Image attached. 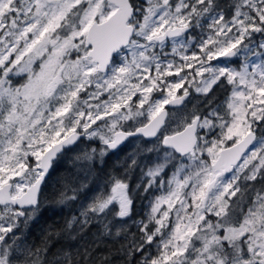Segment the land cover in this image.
Returning <instances> with one entry per match:
<instances>
[{
    "label": "snow or ice",
    "instance_id": "obj_1",
    "mask_svg": "<svg viewBox=\"0 0 264 264\" xmlns=\"http://www.w3.org/2000/svg\"><path fill=\"white\" fill-rule=\"evenodd\" d=\"M256 33L264 0H0V264H264ZM130 137L158 154L145 165L141 190L158 193L146 218L134 219L133 156L65 226L70 239L94 226L115 250L49 260L47 244L22 242L58 153L98 141L78 157L88 168Z\"/></svg>",
    "mask_w": 264,
    "mask_h": 264
},
{
    "label": "trees",
    "instance_id": "obj_2",
    "mask_svg": "<svg viewBox=\"0 0 264 264\" xmlns=\"http://www.w3.org/2000/svg\"><path fill=\"white\" fill-rule=\"evenodd\" d=\"M221 95V93H218ZM121 171L115 164H110L106 156L97 157L94 165V178L97 182L106 184L111 175H121ZM69 169L67 167H59L58 163L49 171L47 177L45 178L44 183L41 186L40 198L43 203L46 204H55L59 206L51 208L49 205L40 210L32 216V221L22 224L20 228V237L24 244L28 246H41L42 244H47L50 248L49 260L57 257L59 253L67 249L72 251L77 248L72 243L80 241L79 237L71 231V235H74V239H70V233L65 230L66 224L72 220L74 216L75 203L74 201H63L59 195L61 191L64 190L65 185L70 181L69 179ZM95 180V179H94ZM88 194V189L85 192ZM138 202L134 206V219H142L139 215L141 207L138 206ZM143 214V210L141 215ZM132 221V220H131ZM128 228L131 232H136V227L134 223L129 225ZM133 222V221H132ZM77 226V225H76ZM75 226V227H76ZM89 235V233H85ZM90 237V236H88ZM83 243L90 242V239H82ZM119 241H113L109 237H95L93 238L92 245L96 244L98 246V251H104L106 249L115 250ZM89 244L80 246L81 251H84L86 248L91 247ZM75 253V252H73Z\"/></svg>",
    "mask_w": 264,
    "mask_h": 264
},
{
    "label": "rangeland",
    "instance_id": "obj_3",
    "mask_svg": "<svg viewBox=\"0 0 264 264\" xmlns=\"http://www.w3.org/2000/svg\"><path fill=\"white\" fill-rule=\"evenodd\" d=\"M252 41H253V43L254 44H257V43H259V42H261V41H264V36H262L261 34H259V33H256V34H254L253 35V37H252ZM256 60H257V62H258V58H256ZM223 63H228L229 61L228 60H224V61H222ZM240 63V58H237L236 60H235V62L231 65V66H237L238 64ZM191 104H189V108H191L192 107V105H194V104H198V103H200L201 102V98L200 97H198L197 95H195V94H193L192 96H191ZM260 134V132H258V135ZM84 144H81L79 147H81V146H83ZM79 152H77V151H73V152H70V153H68L67 155H64V157L63 156H61V158L58 160V161H60V162H62V165H63V163H64V165H65V167H67L68 169H69V180L72 182V184H83L84 185V187H86V186H88V185H90V176H91V173L88 171V173L86 174H82V176L79 174V171L82 169V168H84L83 167V165H82V163H81V161L80 162H75V160L78 158V157H81L82 156V154H83V152L81 151V150H78ZM142 156H144V162H141L140 164H139V167L138 168H136V170H132L131 172H130V177L131 178H134V181H136V182H134L133 184H131V186H130V188L132 189V194H134V193H139L140 194V198H141V201H139L138 203H142V205H143V211H144V213H143V218L142 219H145L146 218V216H147V214H148V212H149V203L154 199V197H155V195H157L158 193H157V191L155 190V189H152V190H149L148 192H144V191H142L141 189L143 188V186H144V182L147 180V177L144 175V172L146 171V168H145V165H151L154 161H156L157 160V156H158V154L157 153H151V154H149V153H144V154H141ZM129 156V158L131 159L133 156H135V155H133V154H129L128 155ZM136 157V156H135ZM98 158H99V156H98ZM137 158V157H136ZM160 158L162 159L163 157L162 156H160ZM77 161V160H76ZM77 164V165H76ZM89 168V167H88ZM89 170V169H88ZM79 176H81V177H79ZM95 180V184H97V185H95L93 188H92V194H94V195H97V193L98 192H100V191H103L104 189H105V187H106V185H107V183L106 184H104V183H101V182H97V180H96V178H94ZM94 181H93V183H94ZM108 182V181H107ZM66 186V185H65ZM84 187L82 188V189H84ZM71 201H73V200H71ZM43 202L41 201V204H42ZM58 203V202H57ZM57 203H53V204H46V203H43L42 205L40 204L39 205V207H38V210L36 211V212H34V213H30V216H31V218L27 221V222H29V221H32V216H34L36 213H38V212H40V210H42L43 208H45L46 206H50L51 208H55V207H57V206H59V205H61V204H57ZM86 205H84V206H80L81 207V210L79 211V213H77V215H74L73 217H79L80 216V213H81V211L84 209V207H85ZM141 220V219H140ZM139 219H135V221L136 222H139L140 221ZM131 221V220H130ZM132 222H130L129 223V225L131 224ZM76 225H74L73 226V229H72V231L74 232V234L76 235V236H81L82 237V239H84V240H86V239H90V242H89V245H92V241H93V238L95 237V239H96V237L98 238V237H100V238H102L100 235H99V231H98V229L96 228V227H94L92 230V232L89 234V235H86V234H84V232L86 231H83V232H81V233H79L78 235L76 234L77 233V228L75 227ZM21 227H22V224H21ZM90 228V227H89ZM88 236H90V237H88ZM23 242V241H22ZM24 243V242H23ZM74 246H75V243H72ZM96 245V244H95ZM77 251V249H73L72 250V252H76Z\"/></svg>",
    "mask_w": 264,
    "mask_h": 264
},
{
    "label": "flooded vegetation",
    "instance_id": "obj_4",
    "mask_svg": "<svg viewBox=\"0 0 264 264\" xmlns=\"http://www.w3.org/2000/svg\"><path fill=\"white\" fill-rule=\"evenodd\" d=\"M226 60V59H225ZM224 61V60H223ZM191 99V96L190 98ZM259 132V130H258ZM257 132V134H258ZM81 144H84L83 146L79 147ZM95 147L97 148V150L99 151V149L102 147V145H100V143L98 141H89V140H82V141H77L76 143H74V145L72 146H69L67 148H65L57 157L56 159L53 161L52 163V166L50 168V170L55 166L56 163H58V166L59 167H64V163L62 165V162L58 161L61 156L64 157V155H67L68 153L70 152H73V151H77L79 152L78 150H81L82 152H85L88 150L89 147ZM151 145H149L147 142H146V138H142V137H130L128 138L126 141H124L122 144H120L116 149H113V150H109L105 155L103 156H106L108 158V162L110 164H115L116 167H118L122 172V174L124 173L125 171V167L128 163V161L130 160L129 158V154H133L137 157V161L138 163L140 164L141 162H144V156H142L141 154H144V153H148L147 151H145V149L147 147H149ZM155 153V152H153ZM151 154V153H149ZM77 160V161H76ZM75 160V162H80V160L77 158ZM96 160V159H95ZM95 160L91 162L89 168H82L80 171H79V174L82 176V174L84 173H88V171L91 173V176H90V185L84 187V189H81L78 193V196L74 201L75 203V210H74V215H77V213H79V211L81 210V207L84 206V205H87L91 200L92 198L95 196L94 194H92V188L97 185L95 184V181H94V165H95ZM77 165V164H76ZM89 169V170H88ZM49 170V171H50ZM136 170V169H135ZM49 173V172H48ZM48 175V174H47ZM79 176V177H81ZM47 177V176H46ZM94 181V183H93ZM137 181V180H136ZM134 178H131L130 179V186L131 184H133L134 182ZM88 189L89 193L86 194V193H82V192H85L86 190ZM133 197H134V206L136 205V202H139L141 201V198H140V194L139 193H134L132 194ZM142 202V201H141ZM41 204V198L39 200V204H38V207L39 205ZM43 204V203H42ZM41 204V205H42ZM81 206V207H80ZM138 208L141 207V210H140V216L143 218V214L141 215V212L143 210V205L142 203H139ZM144 213V211H143ZM140 220V219H139ZM132 222V221H131ZM133 224V222L131 223V225ZM77 230L79 228V226L77 225L76 226ZM94 228L93 227H90V228H86L84 231L85 233H91ZM80 241L76 242L75 243V246L77 248V251H80V252H83L81 251V248L80 246H84L85 244H89V242H84L82 241V237L79 235L78 236ZM90 246V245H89ZM76 251V252H77ZM56 258V257H55ZM53 258V259H55ZM52 259V260H53Z\"/></svg>",
    "mask_w": 264,
    "mask_h": 264
},
{
    "label": "water",
    "instance_id": "obj_5",
    "mask_svg": "<svg viewBox=\"0 0 264 264\" xmlns=\"http://www.w3.org/2000/svg\"><path fill=\"white\" fill-rule=\"evenodd\" d=\"M122 143H123V142H122ZM122 143H121V144H122ZM72 145H74V144H72ZM72 145H68V146H66L65 148H67V147H69V146H72ZM118 146H119V145H118ZM65 148H64V149H65ZM64 149H63V150H64ZM63 150H62V151H63ZM62 151H61V152H62ZM61 152H60V153H61ZM60 153H58V154L53 158V160L51 161V163H50V167H49V170H50V168H51V166H52L53 161L56 159V157H57ZM49 170H48V172H49ZM47 174H48V173H47ZM47 174H46V176H47ZM45 178H46V177H45ZM41 186H42V185H41Z\"/></svg>",
    "mask_w": 264,
    "mask_h": 264
}]
</instances>
